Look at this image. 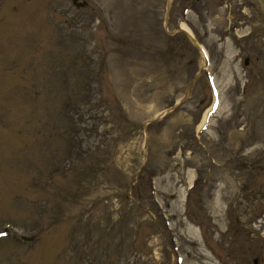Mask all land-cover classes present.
<instances>
[{
  "label": "rangeland",
  "instance_id": "obj_1",
  "mask_svg": "<svg viewBox=\"0 0 264 264\" xmlns=\"http://www.w3.org/2000/svg\"><path fill=\"white\" fill-rule=\"evenodd\" d=\"M0 231V264H264V0H0Z\"/></svg>",
  "mask_w": 264,
  "mask_h": 264
},
{
  "label": "water",
  "instance_id": "obj_2",
  "mask_svg": "<svg viewBox=\"0 0 264 264\" xmlns=\"http://www.w3.org/2000/svg\"><path fill=\"white\" fill-rule=\"evenodd\" d=\"M71 1L76 2L77 0H71ZM178 30L181 31L182 33L186 34L188 37H190L192 39L191 34L186 29H184L183 27L179 26ZM194 44L198 49H200V46L196 42ZM203 60H204V64H206L207 61L205 59V56L203 57ZM246 62H247V57L244 58V63H246ZM21 238L24 240H31L32 237L27 236V235H21Z\"/></svg>",
  "mask_w": 264,
  "mask_h": 264
},
{
  "label": "bare ground",
  "instance_id": "obj_3",
  "mask_svg": "<svg viewBox=\"0 0 264 264\" xmlns=\"http://www.w3.org/2000/svg\"><path fill=\"white\" fill-rule=\"evenodd\" d=\"M180 26L183 27L184 29H186L187 31H189L187 28H185V27L183 26V24H180ZM204 120H205V118H204Z\"/></svg>",
  "mask_w": 264,
  "mask_h": 264
},
{
  "label": "snow or ice",
  "instance_id": "obj_4",
  "mask_svg": "<svg viewBox=\"0 0 264 264\" xmlns=\"http://www.w3.org/2000/svg\"><path fill=\"white\" fill-rule=\"evenodd\" d=\"M4 235H5V233L0 231V236H4Z\"/></svg>",
  "mask_w": 264,
  "mask_h": 264
}]
</instances>
